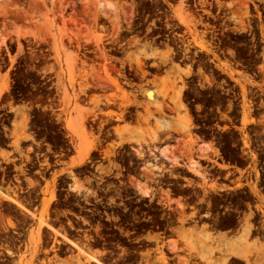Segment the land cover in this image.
<instances>
[{"label":"flooded vegetation","instance_id":"af4514ba","mask_svg":"<svg viewBox=\"0 0 264 264\" xmlns=\"http://www.w3.org/2000/svg\"><path fill=\"white\" fill-rule=\"evenodd\" d=\"M145 1L150 7L133 10L129 24L123 21L118 25L117 40L104 42L116 79L138 103L129 104L119 118L118 102L108 101L109 93L103 94L95 86L89 87L96 92L87 89L80 93L85 102H89L92 95L97 98L96 112L86 119V126L98 130L99 136L98 148L94 145L90 151L92 157L96 159L94 161L109 159L102 148L113 135L114 126L117 121L135 118L141 112L139 103L144 99L140 86L156 78L185 80L181 103L194 113L192 127L196 130V146L212 147L203 155L192 154L191 160L196 164L194 169L188 168L185 155L177 156L183 164L159 163L160 168L153 164L155 160L167 161V156L160 152L115 153L112 155L115 160L113 172L108 181L98 182L102 185L101 195L89 200V189L85 185L80 192L72 188V174L68 176L67 173L74 168L70 159L74 154H68L73 151V145L67 134L58 131L60 137L49 155L36 152L27 161H22L19 155L14 156L13 160L21 162L11 163V167L1 173L3 185L0 188L3 189L5 208L0 207V220L22 225L31 219L27 212L35 214L33 223H37L43 181L55 174L71 180L66 186L55 188L57 192L66 191L64 196L70 199L66 201V209L50 208V215L42 220L49 226L72 223L69 227L72 232L68 231L67 236L60 233L59 246L53 249L52 243L45 247L48 241L43 237L36 255L47 251L75 254L79 247L87 258L93 259L89 264H155V253L160 249L165 255V264H207L203 259L206 253L210 255V264H264L262 41L249 39L247 43H238L221 37L217 12L201 8L203 0H190L185 5L193 8L188 12L194 18L195 30L206 37V46L202 42L203 47L193 44L188 49V39L184 36L187 24L166 7L171 3L168 0ZM135 44L165 53L161 59L154 60L150 56L138 65L123 62L129 52L127 49L136 47ZM87 54H94V51L81 53L88 60L96 57ZM236 54H242L241 60L234 58ZM186 70L187 74L184 73ZM239 81L246 84L245 91ZM52 110L55 112L51 115L56 120L60 108L56 106ZM9 112L6 109L0 113L3 136L5 123H11ZM106 112L111 116H103ZM249 112L263 118L257 119V123H246L245 131L240 133L242 114ZM226 133L237 136L223 138ZM93 165L91 162L89 166ZM64 167L66 170L61 171ZM27 180L34 184L27 185ZM68 190L83 192L82 197L74 202ZM74 224L86 227H74ZM96 227L99 232H95ZM26 229L18 226L4 230L0 236V255H3L0 264H7L8 258L17 257L24 251ZM191 232L208 242H201L193 256L185 257L180 254L183 244L179 237L191 235Z\"/></svg>","mask_w":264,"mask_h":264},{"label":"rangeland","instance_id":"374dc122","mask_svg":"<svg viewBox=\"0 0 264 264\" xmlns=\"http://www.w3.org/2000/svg\"><path fill=\"white\" fill-rule=\"evenodd\" d=\"M168 2L171 4L167 3L166 7L171 9L181 22L187 24L184 33L188 39L186 47L190 49L188 46L193 44L203 47L202 42L206 46V37L195 30L194 18L188 12L193 8L185 5L190 0ZM200 4L203 9L217 12L218 28L222 30L221 37L238 43H247L249 39L253 42L261 40L264 55V0H203ZM148 7L150 6L145 0H0V113L8 109L11 122L5 123V136L0 132V175L11 167V163L21 162L13 160L14 156L19 155L22 161H27L29 156L36 152L49 155V151L57 144L58 131L67 134L73 145V151L68 154H74L70 158L74 168L67 169L71 170L67 175L72 174V188L80 192L84 189L82 185H85L89 189V200L101 195L102 179H107L112 174L115 162L112 155L115 153H164L167 161L155 160V166H159V163L171 166L183 164L177 160V156L185 155L184 161L188 168L196 167L195 162L191 160L192 154L203 155L212 146H196V130L192 127L194 113L186 110L181 103L184 79L180 81L174 78H156L151 83L140 86L144 99L139 103L142 105V108H139L141 112L137 113L135 118L117 121L113 135L102 148V152L107 154L109 159L94 161L96 159L90 152L94 145L97 147L99 136L98 130L86 126V119L88 115L93 116L96 112L97 98L92 95L89 102H85L80 93L87 89L97 91L91 90L89 86L101 89L103 94L109 93L108 97L111 98L108 101L118 102L116 110H121L119 118H122V110L129 104L138 103L136 97L124 90L116 79L104 42L117 40L118 25L123 21L129 24L133 10ZM135 46L127 49L129 52L123 62L138 65L150 56L154 60L161 59L165 53L144 45ZM85 50H93L96 57L86 59L81 55ZM242 57V54L234 56L237 60ZM184 73L187 74L188 70ZM239 82L245 91L244 86H247L243 83L247 80ZM146 89L152 91L148 92ZM56 106L60 110L54 120L51 113L55 112L52 109ZM103 116L108 117L111 114L106 112ZM262 118L263 116L252 112L242 114L239 132L245 131L246 123H257V119ZM236 136L229 133L222 135L223 138ZM40 138L42 139L38 141ZM169 144L173 146H166ZM86 148H89V152L85 155ZM91 162L93 166H89ZM65 170L64 167L61 171ZM66 182L71 183V180L56 177L55 174L49 175L43 181L37 223H33L35 214L27 212L26 215L31 219H27L22 225L7 224L8 221L0 220V236L5 233L4 230H13L18 226L27 227L24 231L27 234L24 251L17 257L8 258L7 264H89V260H93L87 258L79 247L76 248L75 254L71 251L61 254L58 251H47L36 255L43 237L48 241L45 247L52 243L53 249L59 246L57 241L60 233L67 236V233L72 232L69 229L73 226L72 223L50 224L46 221L53 228L51 229L42 220L50 215V208L66 209V201L70 199L64 196L66 191L55 190L57 186H66ZM31 184L34 183L27 180V185ZM0 185L3 183L0 182ZM77 192H67L73 196L74 202L82 197L83 192ZM2 193L3 189L0 188V207L5 208ZM11 197L16 199L15 196ZM61 200V203H57ZM62 214L66 215L65 212ZM74 227L83 228L86 225L74 224ZM95 232H99L98 227ZM190 234L179 237L183 244L180 254L185 257L193 256L201 242H208L206 238L195 237L192 232ZM155 254L157 257L153 262L165 264L163 252L159 249ZM91 256L95 258L94 255ZM2 257L3 255H0V258ZM203 259L210 264L209 253L203 255Z\"/></svg>","mask_w":264,"mask_h":264},{"label":"bare ground","instance_id":"6f19581e","mask_svg":"<svg viewBox=\"0 0 264 264\" xmlns=\"http://www.w3.org/2000/svg\"><path fill=\"white\" fill-rule=\"evenodd\" d=\"M201 47H202V45H201ZM168 151H169V150H168ZM88 152H89V148H86V149H85V155H86ZM164 152H165V151H164ZM161 153H162V152H161ZM167 153H168V152H167ZM163 154H164V153H163ZM163 154H162V155H163ZM82 159H83V157L80 158V160H82ZM12 200H13V199H12ZM15 203H16V202H15ZM16 204H19V203H16ZM96 261H97V260H96ZM99 263H100V262H99Z\"/></svg>","mask_w":264,"mask_h":264}]
</instances>
